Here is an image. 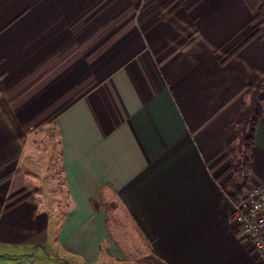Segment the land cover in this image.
Instances as JSON below:
<instances>
[{
	"label": "crops",
	"instance_id": "1",
	"mask_svg": "<svg viewBox=\"0 0 264 264\" xmlns=\"http://www.w3.org/2000/svg\"><path fill=\"white\" fill-rule=\"evenodd\" d=\"M147 2L138 19L136 0H0V264L50 247L79 264H264L231 218L260 19L245 0ZM43 152L70 201L59 228L32 183ZM250 159L247 184L264 183V112Z\"/></svg>",
	"mask_w": 264,
	"mask_h": 264
},
{
	"label": "rangeland",
	"instance_id": "2",
	"mask_svg": "<svg viewBox=\"0 0 264 264\" xmlns=\"http://www.w3.org/2000/svg\"><path fill=\"white\" fill-rule=\"evenodd\" d=\"M147 4H148L147 0H136V5H137L136 14H135L136 18H138V19L140 18L141 13L144 12L145 8L148 6ZM131 15H133V13H131L130 16ZM255 15L258 17L257 19H260V20H259V24L257 25V27L254 30V33L261 32L264 30V18H261L258 14H255ZM125 17H128V15H126ZM252 103H253V101H252ZM252 108H253L252 106H246V107L244 106L242 112L247 113ZM239 127H241V126H239ZM238 143L240 144V142H238ZM238 143L236 144L237 149L233 153L234 170L236 171V175L234 176L233 181L237 180L235 182H241V184H242L245 182V180L247 178L246 175L248 174L250 161H248L246 159L247 154L245 153L244 149L241 150ZM46 146H47V143H44L45 149H46ZM49 156L47 157L44 152H43V154L42 153L41 154L35 153L34 154L35 161L38 164L45 165V167L47 169L45 168V169L37 170L36 168H34V171L33 170H30V171H31V174L37 175V176H35L36 177L35 180L37 178L38 179L40 178V180H42V181H47V180L51 179V181H53V184L56 183L51 188L52 190L50 192H48L47 186L41 187L39 185L40 187H37L38 186V185H36L37 181H35V180L32 181V183L35 184V186H34L35 188L40 189L41 191H42V189H44L43 190L44 191L43 197H45V198L42 199V203H44V206H46L47 209L49 207L54 208V210L52 209L51 212H53L54 215H56L55 219H56V222L58 225L57 227L59 228V225L62 222V220L64 219L65 214L69 211L70 201L67 199V195L65 193V190L63 189V182H62V179L60 177L59 161L57 160V152H54V153H52V155L50 157ZM43 161H45V163ZM25 171H28V170H25ZM38 171H40V172H38ZM48 173L50 175L49 177L47 175ZM42 174H43V176H42ZM249 186H251V185L247 184L246 186H242V188L240 190H239V188H237V189L233 188L232 192H233V197L235 200H234V204H233V212L231 214V218L234 222H235V220H234L233 216H235V214H236L235 206H234L235 202L237 201L238 197H240ZM52 221H53V218H52ZM240 232H241V230H240ZM251 246H252V242H251ZM252 252L260 260H262L264 262V259L261 258L257 252H254L253 246H252ZM133 253H134V251H133ZM35 257L37 260L35 262H31V261H28L25 259V261H23V263L22 262L21 263L20 262H18V263L12 262L9 264H79L78 261L71 260L68 257L64 256L58 247H54V248L50 247V250H47V251L44 250L43 253H41V254L38 253V254H36ZM26 258H28V257H26ZM126 261H127V263H124L125 260L119 261V262L114 261V262H115V264H132V262H134V260H132L131 258L126 260ZM103 264H113V262L109 261V262H107V263L105 262ZM135 264H159V262L156 263L155 260L152 258H142V259L138 258L135 260Z\"/></svg>",
	"mask_w": 264,
	"mask_h": 264
},
{
	"label": "built area",
	"instance_id": "3",
	"mask_svg": "<svg viewBox=\"0 0 264 264\" xmlns=\"http://www.w3.org/2000/svg\"><path fill=\"white\" fill-rule=\"evenodd\" d=\"M234 206L233 218L241 235L252 242L254 252L264 259V183L249 186Z\"/></svg>",
	"mask_w": 264,
	"mask_h": 264
},
{
	"label": "trees",
	"instance_id": "4",
	"mask_svg": "<svg viewBox=\"0 0 264 264\" xmlns=\"http://www.w3.org/2000/svg\"><path fill=\"white\" fill-rule=\"evenodd\" d=\"M250 11H252L255 14H258L261 18H264V0H245ZM262 34L264 37V30L261 32H257ZM235 51H233L230 56H232ZM228 56L225 57L223 62L225 63L227 60ZM253 103L252 106L253 108L246 112H241L240 115L238 116L237 120V125H242V135L240 137V148L241 150L244 149L246 155V159L250 161V152L251 148L253 147L255 143V131H256V126L259 121V119L262 117L263 112H264V87L256 86V92L254 93V98H253ZM245 122V123H244ZM238 146V147H239ZM237 149V145H235L231 149V153L233 154L235 150ZM244 154V153H243ZM234 166V165H233ZM249 173V171H248ZM237 180H234L232 182V188H239V190L242 188V186L247 185V178L244 183L241 184V182H235ZM154 259V258H152ZM155 260V259H154ZM156 263H158L157 260H155ZM159 264H161L159 262Z\"/></svg>",
	"mask_w": 264,
	"mask_h": 264
}]
</instances>
